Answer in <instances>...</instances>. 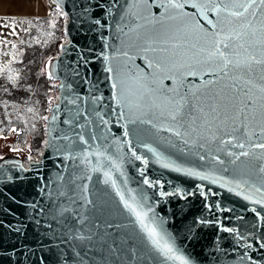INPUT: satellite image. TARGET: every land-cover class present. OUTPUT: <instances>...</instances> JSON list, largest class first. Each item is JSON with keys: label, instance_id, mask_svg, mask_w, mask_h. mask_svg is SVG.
I'll use <instances>...</instances> for the list:
<instances>
[{"label": "water", "instance_id": "obj_1", "mask_svg": "<svg viewBox=\"0 0 264 264\" xmlns=\"http://www.w3.org/2000/svg\"><path fill=\"white\" fill-rule=\"evenodd\" d=\"M47 2L53 11L60 12L68 18L66 26L69 42L63 45L59 56L51 58L58 63V75H52L50 79L55 83L58 96L54 98V103L51 100L49 102V135L44 150L37 157L32 154L28 145L21 146L16 143V139L8 150L0 153V264H161L162 258L158 254L146 250L142 234L138 226L132 222L134 218L123 210L115 191L103 183V171L109 170L110 167L107 162H104L105 167L99 173L91 171L97 163L95 155H90L85 164L81 163L80 157L83 152L94 153L97 149L102 152L106 150L105 154L113 158H123L121 170L124 176L112 169L113 179L125 192L126 198L128 189L147 196L148 205H151L155 214L165 221L164 227L175 240L185 238L189 234L188 231H197L203 225L202 222L211 219L208 231H201L204 232L201 236L210 239L206 238L202 243L199 239L198 242L207 245L206 254L200 255L199 260L196 259L193 264L247 262L248 256H244L241 261L233 259L240 256L243 251L241 248L249 249L246 245L254 243L257 237L259 240L264 239V211L256 209L255 213L250 204H247L249 207H245L242 203L244 199L240 198L244 192L240 191L241 194L236 195L239 191L236 184L240 183L241 187L250 181L251 184H260V174L247 170L254 168L256 170L261 161L245 160L248 161V164H245L247 168L236 171L225 151L238 153V148L234 149L231 145H226L227 148L223 145L221 148H212L215 144H208L207 141H198L195 147L186 146L182 140L170 134V143L169 141L165 143L164 152L174 148V153L166 156L160 154V159H163L164 163L174 161L178 163L176 166L200 172L209 179L200 180L194 176H186L183 172L164 168L162 164L159 167L154 164L145 166L138 161L135 167L134 163L137 160H133L134 157L129 152L130 141L128 135H124L125 127L130 136L135 134L133 132L143 131L147 124H141L138 120L134 124L129 123L127 109L119 107L117 99H114V95L119 93V86L117 89L112 88L114 82L118 83L116 70L123 62L122 54L117 52V49L121 47V39L126 41L129 39L116 31L119 14L123 11L120 6H126V0H118V6L112 10V15H109L108 9L116 0H47ZM149 2L152 3L153 0ZM184 11L195 13L190 7H186ZM152 12L159 17L163 9L153 7ZM197 18L199 19L198 16ZM210 18L215 19L214 16ZM96 19H99L101 24H95ZM104 56H108L109 60L105 61ZM139 58L141 57L137 56L135 60L137 65H140ZM109 64L114 68L112 73L105 71ZM209 78L211 77H205ZM185 84L199 86L201 80L198 77H188ZM184 90L187 91V88ZM207 110L210 109L205 108V111ZM120 112H124L125 115L118 120L115 115ZM192 114L195 115L196 112ZM101 117L108 123L100 122ZM142 118H151V115ZM116 120L121 128L119 136L114 140L111 133L114 134L113 122ZM199 124L198 119L197 125ZM184 130L181 129L182 132ZM5 135L7 137L0 133V140L11 138L12 130L11 136L10 133ZM81 135L88 141L87 144L80 143ZM121 138L125 140L128 151H125L122 145H118ZM192 139L195 140V136ZM200 143H204L205 146L199 147ZM73 152L77 154L75 162L69 155ZM123 154L130 155L131 161H127ZM256 154L260 155V150L257 149ZM213 155L223 159L225 164L214 162L211 159ZM200 156H204L205 159L201 160ZM154 160L156 159H152ZM86 164L87 175H91L92 180L75 182L88 184L87 196L94 203L85 206L84 201L78 198L79 193L74 190L75 184L67 182L73 178L75 172L84 169ZM226 167L230 168L225 171ZM140 170L144 171L143 176L140 175ZM125 179L126 186L123 183ZM145 179L150 181L152 187L143 183ZM213 180L216 182L213 183ZM228 188H232L233 191L229 192ZM61 191L66 195H60ZM184 194L186 200L182 202L190 208L188 213L181 211L178 205V200ZM257 196L260 198L259 194H256V199ZM69 197L74 198L76 202L73 203ZM166 199L167 204H164L163 201ZM213 203L218 208H226V212L218 216L215 208H213L215 211L204 209ZM236 204L240 215L249 220L257 234L253 236L244 233L242 237H232L229 232H225L222 235L226 246L224 249L220 247L221 260L215 259L214 255L217 252L213 247V239L217 236L215 230L222 228L223 231L225 227H237L233 225L235 219L227 214L229 209L236 208ZM63 209L67 211H62ZM109 223L119 224L121 227H107ZM80 237L85 239L81 240ZM133 245L136 247L133 248ZM180 248L182 252L186 250ZM131 250L135 251V255ZM258 251H264V248L259 246ZM185 256L190 261L195 259L189 255ZM257 264H264V258L259 259Z\"/></svg>", "mask_w": 264, "mask_h": 264}, {"label": "snow or ice", "instance_id": "obj_2", "mask_svg": "<svg viewBox=\"0 0 264 264\" xmlns=\"http://www.w3.org/2000/svg\"><path fill=\"white\" fill-rule=\"evenodd\" d=\"M117 6L118 0L109 7V15ZM120 7L123 11L119 14L116 31L129 39H121V47L117 49L122 54L123 62L116 70L118 83L114 82L112 88L119 86V93L114 95V99H117L119 107L127 109L129 123L134 124L139 120L141 124H150L157 132L166 131L176 136L186 146L195 147L197 141H207L208 144L219 141L222 145H231L234 149H240L238 154L225 151V155L231 158V164H236L242 157L249 161H261L256 168L260 174V186L252 185L260 198L246 195L244 199L264 207V0H153L152 3L149 0H126V6ZM153 7L163 9L159 17L153 14ZM186 7L194 9L195 13L185 12ZM94 23L99 25L101 21L96 19ZM124 48L127 50H122ZM137 56L146 62L149 71L135 64ZM104 60L108 61L109 57L104 56ZM105 71L112 73L114 68L109 64ZM188 77H198L201 84L186 85ZM8 79L14 80V77L9 75ZM165 80H171L174 87L166 88ZM205 108L210 111L206 112ZM137 112L140 115H135ZM193 112L198 115H193ZM149 114L151 118H142ZM124 115V112L119 113L121 118ZM160 117L167 120V127L153 122V119ZM201 117L203 122L197 125ZM43 119L47 120L48 117ZM101 120L108 123L103 117ZM182 128L185 129L183 132ZM124 135H128L127 127ZM224 136L231 138L225 140ZM79 140L81 144L88 143L82 135ZM204 146V143L199 144V147ZM144 147L157 160L160 159L156 149L147 144ZM257 149L260 155L256 154ZM105 152L99 149L94 153L83 152L81 163L85 164L90 155H95L97 163L91 168L92 172H101L105 167L104 162L110 166L109 170L103 171V183L115 191L123 210L134 218L132 222L138 226L146 250L158 254L162 258L161 264H190L189 258L176 246L175 238L164 227L165 221L148 205V197L128 189L126 198L111 171L115 169L124 176L121 170L123 158H113ZM129 152L135 160L147 166L148 160L137 155L130 144ZM69 155L73 161L77 159L75 152ZM199 158L205 159L204 156ZM211 159L225 164L218 156L213 155ZM162 167L200 180L209 179L200 172L185 170L173 163H163ZM224 170L227 171V168ZM140 175H144L143 170H140ZM77 180H92V176L87 175V164L84 169L75 172L67 183L75 184L74 190L79 193L78 198L84 201L85 206L94 203L87 196L88 184H76ZM123 183L126 186L127 179ZM143 183L152 187L147 179ZM236 188L240 189L241 184L237 183ZM228 191L232 192L233 189L228 188ZM240 194V191L236 192V195ZM60 195L66 193L61 191ZM69 199L76 202L72 197ZM106 226L121 227L111 223ZM223 231L234 230L225 227ZM260 246L264 248V243ZM131 251L135 255V251Z\"/></svg>", "mask_w": 264, "mask_h": 264}, {"label": "rangeland", "instance_id": "obj_3", "mask_svg": "<svg viewBox=\"0 0 264 264\" xmlns=\"http://www.w3.org/2000/svg\"><path fill=\"white\" fill-rule=\"evenodd\" d=\"M67 20L68 18L66 16L64 17L62 13L54 12L48 18L44 19H15L6 22L0 21V70H2L0 71V133H4L5 137H7L5 134L10 133L11 136V130L16 129L15 132L12 131L11 138H3L0 140V153L8 150L11 143L16 139L19 144H27L32 151V154L35 156H40L41 152L44 150L49 135V128L48 119L45 120L43 117L49 118V102L51 100L52 103H54V98L58 96V90L55 83L48 77L50 72L54 76L58 75V63L53 61L51 58L59 56L63 45L69 42L66 26ZM104 27L107 26L104 25ZM138 62L141 68L145 69V71H149L146 68V62L142 58H139ZM9 75H12L14 80H9ZM165 81L164 85L167 88L174 87L171 80ZM29 109H32V111H29ZM136 114H138V112L135 113V115ZM195 115L198 114L196 113ZM119 117V114L115 115V118L118 120ZM127 118H129V115ZM118 120L113 122V124H115L113 129L115 135L113 133L111 134L112 137H114V140L120 133L119 130L121 127L120 123H117ZM199 120L200 123L203 122L202 117ZM100 122H102V120ZM153 122L163 124L165 127L168 126V122L164 117L153 119ZM133 134L134 135L130 134V136L128 134V139L132 149L136 151L137 155L147 159L148 164L150 165L154 164V166L159 167L164 163V160H157L156 156H153V154L144 147L145 144L156 149L159 154H163L165 156L174 153V148L170 149L169 152H164L166 149L165 143L170 139L169 132H157L155 128H153L150 124H147V128H144L143 131H136L133 132ZM230 138L231 137L229 136H224L225 140ZM217 142L218 143L214 142L215 146H212V148H221L222 144H220L219 141ZM118 145H122L123 149L128 151V147L126 146V142L123 138H121ZM223 147L227 148L226 145H223ZM239 151L240 149H238L237 152L239 153ZM123 157H125L127 161H131L130 155L123 154ZM152 159L156 160L152 161ZM229 159L231 158L229 157ZM133 160H135V158ZM245 160L248 159L242 157L241 160L236 162V164H232L233 168L236 169V171L238 169L242 170L247 168L245 167V164H248V161L245 162ZM171 163L178 165V163L174 161ZM134 165L137 167L138 160L134 163ZM226 168L229 169L230 167ZM169 170L171 169L169 168ZM169 170L166 172L167 175ZM247 171L256 173L255 168ZM250 182L245 184V186L243 185L239 189V191L244 192L242 193L243 196L241 195L240 198L242 197L244 199L246 195L256 198V194L258 193L254 191L252 185L259 187L260 184H251ZM257 199H259L258 196ZM182 200H186V194L180 197L178 205H180L181 211L188 213L190 208H188ZM167 201V199L164 200V204H167ZM242 203L245 204V207L247 204H250L253 209L264 211V207L252 204L250 200L244 199V202ZM208 205L209 206H205L204 209H208L209 211H215L216 209L215 212L218 216H221L227 210L226 208L216 207L215 203ZM203 206L204 205H201V207ZM235 207L236 208L229 209L230 211L227 213L228 216L235 219V221H233L235 224L231 223L237 226L229 227L234 230L233 232H229V234L232 237H242L244 233L255 236L257 231H255L253 226L249 224L248 219L245 220L240 215L237 204ZM237 216L240 218H237ZM210 220L211 219H207V221L202 222L203 225H201L197 231H188L189 234L186 235L185 238L175 240L176 246L180 250V247L186 249L183 252L185 255H189L190 258L195 257L194 261H190V264H193L196 259L199 260L198 258L200 255L204 256L206 254L205 251L207 249V245L200 244L198 242L199 239L201 243L205 242L206 238L208 240L210 239V237L201 236L202 233L208 231L211 225ZM228 222L229 219L227 220V223ZM221 229L222 228H217L215 230L217 236L213 239V247L217 250L214 258L218 260H221V249H224V246H226V242L223 240L224 236L222 235L225 232ZM255 240L256 241H254V243L251 242L252 247L249 249L241 248L243 251L240 256L235 257L234 255L235 258L233 260L241 261V257H244L245 253H247L246 256L248 257L247 262L244 264H253V262L257 264L259 259L263 260L264 251L259 252L258 247L261 243H264V239L259 240V237H257ZM134 247H136V245H133V248ZM195 251H200L201 253H195Z\"/></svg>", "mask_w": 264, "mask_h": 264}, {"label": "crops", "instance_id": "obj_4", "mask_svg": "<svg viewBox=\"0 0 264 264\" xmlns=\"http://www.w3.org/2000/svg\"><path fill=\"white\" fill-rule=\"evenodd\" d=\"M54 12L57 11L52 10L47 0H0V21L44 19ZM16 143L19 144L18 140Z\"/></svg>", "mask_w": 264, "mask_h": 264}, {"label": "built area", "instance_id": "obj_5", "mask_svg": "<svg viewBox=\"0 0 264 264\" xmlns=\"http://www.w3.org/2000/svg\"><path fill=\"white\" fill-rule=\"evenodd\" d=\"M2 134H4V133H2ZM37 156V155H36ZM37 157H39V156H37Z\"/></svg>", "mask_w": 264, "mask_h": 264}]
</instances>
